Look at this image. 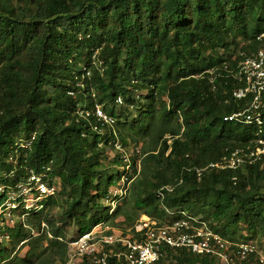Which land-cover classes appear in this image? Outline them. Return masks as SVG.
<instances>
[{
    "label": "trees",
    "instance_id": "1",
    "mask_svg": "<svg viewBox=\"0 0 264 264\" xmlns=\"http://www.w3.org/2000/svg\"><path fill=\"white\" fill-rule=\"evenodd\" d=\"M262 32L264 0H0V174L13 173L2 182L14 187L34 170L57 186L41 209H23L25 222L0 227L10 236L0 264H64L69 222L78 234L101 223L126 230L144 214L205 222L234 247L264 239V162L209 166L264 137L257 124L225 120L248 107L233 96L242 86L233 72ZM84 66L92 76L81 88ZM84 103L114 126L79 115ZM116 141L134 151L131 171L106 166ZM112 161L128 165L118 152ZM124 176L111 211L104 201ZM166 260L218 264L175 249Z\"/></svg>",
    "mask_w": 264,
    "mask_h": 264
},
{
    "label": "built area",
    "instance_id": "2",
    "mask_svg": "<svg viewBox=\"0 0 264 264\" xmlns=\"http://www.w3.org/2000/svg\"><path fill=\"white\" fill-rule=\"evenodd\" d=\"M259 46L249 53L239 52L240 59L237 62L233 76L242 86L233 91L237 100H248V107L225 117L226 121H237L248 125L257 124L260 127L258 133H264V32L257 37ZM97 51L93 54L91 64L100 66ZM82 80L78 83L85 87V79H90L92 71L88 66L82 68ZM74 94V92H70ZM96 94L94 93L93 96ZM118 103H123L121 97ZM78 114L90 118L95 117L101 125L114 126L116 118L108 115L103 107L96 104L88 107L86 103L78 106ZM95 130H100L98 125ZM23 142L22 146H28ZM117 149L125 152L123 157L128 163L126 170L131 171L129 153L116 141ZM134 151L132 150V155ZM139 152V150H137ZM264 162V137L246 147L237 148L225 155L220 161L211 163L210 167L220 169H237L247 164ZM122 169V170H123ZM50 167L46 168L49 171ZM201 175L202 170L198 169ZM11 176L13 175L10 174ZM9 174H0V227H5V218L18 214L22 222L26 221L23 209H41V200L55 195L57 186L50 185L46 180V173H38L31 170L29 177L19 182L14 187H8L2 182ZM127 177L124 176L121 187L111 192L113 200L110 201L113 211L121 197L127 192ZM199 221V219H196ZM14 222V220H12ZM11 226V225H10ZM46 227V224H43ZM52 237V235L50 234ZM10 236L0 235V240L8 241ZM62 239V238H59ZM170 249L187 250L194 254L216 257L218 264H241L239 260L247 259L250 254L256 253L254 242L234 244L215 232L211 226L203 222L195 225L191 221L183 219L170 224L160 225L152 217L144 214L133 227L126 230L113 227L106 223L95 226L90 232L79 234L69 241L68 259L64 264H109L111 257H116L122 264H170L166 260V252ZM232 251L233 253H231ZM264 264V258L258 259ZM239 261V262H238Z\"/></svg>",
    "mask_w": 264,
    "mask_h": 264
},
{
    "label": "rangeland",
    "instance_id": "3",
    "mask_svg": "<svg viewBox=\"0 0 264 264\" xmlns=\"http://www.w3.org/2000/svg\"><path fill=\"white\" fill-rule=\"evenodd\" d=\"M107 154L109 155V158L107 161H106V166L112 171V172H116V170H122L123 167H120L118 166V164L114 163L112 161V159L115 157V155L117 154V152L120 154V155H123L125 154V152H123L122 150H119V149H115V148H112V147H109L107 146ZM129 153V156L132 155V150H128L127 151ZM115 189H113L112 191H114ZM107 203V205H110V202L109 201H104V203ZM54 214L56 216H60L61 215V211L60 209H56ZM12 220H14V222H12ZM119 220H122V219H119ZM21 219L20 217L18 216V214H14L13 216H10L8 218H5L4 222H5V225L6 226H14L15 224H17L18 222H20ZM112 226V225H111ZM115 228H117V226H113ZM67 232H66V237L68 240H73L72 238H76L79 234H78V229H77V226L74 222H69L67 224ZM252 242L255 243L256 245V248H257V251L256 253H254L252 255V259L254 261V264L257 263V260L260 259V258H264V239H260V238H256V239H253ZM231 253H233L232 251H230ZM25 253V251L23 252V254ZM239 262V261H238Z\"/></svg>",
    "mask_w": 264,
    "mask_h": 264
}]
</instances>
